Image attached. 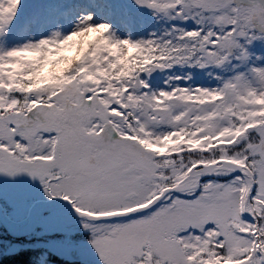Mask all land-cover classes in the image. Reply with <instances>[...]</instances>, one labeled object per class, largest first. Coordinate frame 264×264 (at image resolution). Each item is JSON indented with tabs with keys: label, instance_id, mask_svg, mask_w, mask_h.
<instances>
[{
	"label": "snow or ice",
	"instance_id": "1",
	"mask_svg": "<svg viewBox=\"0 0 264 264\" xmlns=\"http://www.w3.org/2000/svg\"><path fill=\"white\" fill-rule=\"evenodd\" d=\"M0 177L28 264H264V0H0Z\"/></svg>",
	"mask_w": 264,
	"mask_h": 264
},
{
	"label": "trees",
	"instance_id": "2",
	"mask_svg": "<svg viewBox=\"0 0 264 264\" xmlns=\"http://www.w3.org/2000/svg\"><path fill=\"white\" fill-rule=\"evenodd\" d=\"M26 240H28L26 237H24ZM0 240H7L9 242L11 241H19L17 239H13L10 236L7 235L6 231L3 229L1 223H0ZM36 255L32 252H22L20 255L12 256L10 254H3V260L0 261V264H28V261L30 257ZM52 264H63V262L57 258H52Z\"/></svg>",
	"mask_w": 264,
	"mask_h": 264
},
{
	"label": "rangeland",
	"instance_id": "3",
	"mask_svg": "<svg viewBox=\"0 0 264 264\" xmlns=\"http://www.w3.org/2000/svg\"><path fill=\"white\" fill-rule=\"evenodd\" d=\"M0 183H3L5 185H7L9 182L7 180H4L2 177H0ZM18 184H26L27 181L26 180H21L17 182ZM17 227H20V225H16ZM19 241H7V240H0V253L2 254H9L12 251H16L17 249V245L19 244H27V243H31L32 241L30 240H26L25 238H21L18 239ZM52 258H56V257H52Z\"/></svg>",
	"mask_w": 264,
	"mask_h": 264
},
{
	"label": "water",
	"instance_id": "4",
	"mask_svg": "<svg viewBox=\"0 0 264 264\" xmlns=\"http://www.w3.org/2000/svg\"><path fill=\"white\" fill-rule=\"evenodd\" d=\"M3 224V227L6 229V231L8 232L9 234V231H8V228L11 226L9 221H7L6 219H2L0 220ZM11 237H15V238H21V237H17L16 235H12V234H9Z\"/></svg>",
	"mask_w": 264,
	"mask_h": 264
}]
</instances>
